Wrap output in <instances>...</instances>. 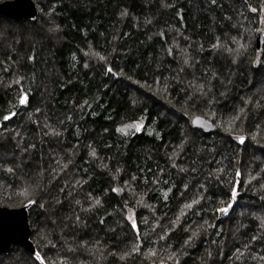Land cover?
I'll return each instance as SVG.
<instances>
[{
  "label": "trees",
  "instance_id": "16d2710c",
  "mask_svg": "<svg viewBox=\"0 0 264 264\" xmlns=\"http://www.w3.org/2000/svg\"><path fill=\"white\" fill-rule=\"evenodd\" d=\"M33 1L35 19L0 17V205L29 207L46 264H264L260 0ZM220 153L248 189L227 216ZM0 264L39 262L12 246Z\"/></svg>",
  "mask_w": 264,
  "mask_h": 264
},
{
  "label": "snow or ice",
  "instance_id": "6c2138e0",
  "mask_svg": "<svg viewBox=\"0 0 264 264\" xmlns=\"http://www.w3.org/2000/svg\"><path fill=\"white\" fill-rule=\"evenodd\" d=\"M212 2L215 3V0H212ZM245 2L247 3V0H245ZM249 11L251 13L257 14V18L264 16V0H260V4L256 7L250 6ZM259 23L264 25V19H259ZM33 59H34V57H32V56L29 57V60H33ZM259 64H260V61L257 60L254 64V66L258 67ZM107 71L109 73H111L112 69L109 68ZM17 83H19V81H17ZM200 94L204 95V93H200ZM221 95H224V93H221ZM189 99H191V97H189ZM28 103H29V97L24 92V90L21 89L19 104L21 106L26 107L28 105ZM246 103H251V101H246ZM257 107L258 108H264V105L258 104ZM16 115H17L16 112L10 111L8 115L3 116V120L5 122H7V121L11 120L13 117H15ZM211 115L213 116V118H215V112H212ZM246 119H247V115H246L245 109L240 108L239 111L236 112V114H234L232 116L231 120L229 121V124L230 125L234 124L237 121L243 122ZM192 125H193V127H201V128L204 127L203 123L200 122L199 117L192 120ZM125 128L138 133L142 130L143 125L140 123L130 124V125H126L124 128L117 129V131L123 133L124 135H128V132L125 131ZM232 139L236 142V144L243 146V145H245L248 137L246 135H236V136L232 137ZM261 147H264V145H261ZM220 155L223 157V159L216 161L217 165H220V167L217 169V172L219 174L209 173L208 178L210 180H214L215 182H217L220 185V187L223 189V199H221V201H220V204L223 206L217 207L216 211L227 216L229 214L230 210L233 208V205L238 202L239 198H243L244 193L246 191H248V189L242 184L241 179H240L242 176L240 168L243 167V165L240 164V161L237 158L238 153H237V156H233L231 158L228 156H225L223 153H220ZM223 160H228V164L225 165L223 163ZM173 167H175V165H173ZM229 170H231L232 180L227 181V183L225 185V181L223 179H221V176L227 175ZM6 171L8 173H12L13 169L8 168V169H6ZM247 171H248V169L245 168V173H247ZM260 171L264 172V168H261ZM134 179H135V177H134ZM262 179H264V177H262ZM165 183H167V181H165ZM247 183L251 184L252 181L249 180V181H247ZM201 187H203V185H201ZM185 189H187V186H185ZM260 190H261V192H264V183L260 184ZM112 191L118 193L117 189H112ZM24 194L26 196H29V197L32 195V193H30L28 189H25ZM260 198L262 200H264V195H261ZM34 204H37L36 199L29 198L28 199V205L30 206V205H34ZM38 206L43 207V204H39ZM77 219H79V217H77ZM127 219L131 223L132 229L136 230L137 224H136L134 218L128 217ZM101 223H103V221H101ZM138 235H139V232L137 231V236ZM253 239H256V237H253ZM53 247H54V245H53ZM135 251L139 252V248H135ZM153 255H154V253H153ZM34 259H35V261H38L39 264H46V257L42 256L39 252L34 253ZM52 264H55V262L53 261ZM177 264H179L178 261H177Z\"/></svg>",
  "mask_w": 264,
  "mask_h": 264
},
{
  "label": "water",
  "instance_id": "95a60500",
  "mask_svg": "<svg viewBox=\"0 0 264 264\" xmlns=\"http://www.w3.org/2000/svg\"><path fill=\"white\" fill-rule=\"evenodd\" d=\"M37 15L38 6L33 0H8L0 3V17L12 21L21 22L24 20H32ZM263 46L264 34L260 32L256 37V48L260 51ZM13 112L18 114L17 111ZM197 117L200 118V122L203 123L204 127H193L192 120ZM190 124L194 130H200L205 133H213L217 129L216 124L212 120L199 114L191 118ZM1 126L0 124V128ZM12 246L22 248L33 257L34 253L37 252L36 246L32 241L29 207L27 205L19 208L0 205V254H9Z\"/></svg>",
  "mask_w": 264,
  "mask_h": 264
}]
</instances>
